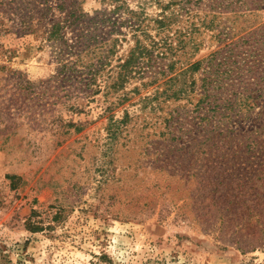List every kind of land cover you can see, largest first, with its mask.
<instances>
[{"label":"rangeland","instance_id":"1","mask_svg":"<svg viewBox=\"0 0 264 264\" xmlns=\"http://www.w3.org/2000/svg\"><path fill=\"white\" fill-rule=\"evenodd\" d=\"M43 1L0 0V264H264V0H121L192 42L120 87L131 23L73 48L115 2Z\"/></svg>","mask_w":264,"mask_h":264},{"label":"trees","instance_id":"2","mask_svg":"<svg viewBox=\"0 0 264 264\" xmlns=\"http://www.w3.org/2000/svg\"><path fill=\"white\" fill-rule=\"evenodd\" d=\"M111 1H114L116 4L114 9L111 11V14H106V12H103L102 15L96 14L95 16L89 18L87 25L83 24L84 27L78 32V34L75 35L76 41L73 48L75 49L74 53L79 55L87 51V54L92 52L99 54V57L104 55V57L107 58L108 55L106 56L105 53L110 52L111 49H109L108 51L103 50L99 52H96V50H102L103 47L109 45L107 39L113 40V43L111 44L113 50L115 47L114 44L118 41V38H112L111 36L113 35V33H121L119 28L125 25L126 23H131L130 27L133 32L134 46L128 52V57L126 58V60L122 64H119L120 74L118 75L117 82L115 83L119 87L128 82V79L133 75V73H135L138 69L141 68L140 65H143V67H149L150 65L152 66V63L157 64V58L159 56L165 58L170 53L172 55L173 52V55H175L179 48H185L187 45H189V43L192 42L191 37L184 39L181 38L178 42H173L172 38H170L167 31L169 30L170 26L176 22V14H171L170 16L167 15L165 11H162L161 15H159L158 18L152 20L153 24L150 26V20L144 17V14L141 11L129 10V8L125 6L126 4L124 2L121 3V0ZM43 2L47 1L44 0ZM163 10L165 9L163 8ZM122 11L131 14V18L133 21L131 19L126 20L125 18H123L125 19L124 21L121 20L123 17ZM72 14H74V16H77L74 12L71 13V15ZM80 18H82V16ZM146 19L148 20L147 22ZM210 23L211 22L207 23L206 21H202L201 25L206 29H212ZM104 25L110 27L108 32H103ZM192 26H195V24H193ZM61 29L62 28L60 22L56 21L52 25L51 30H49V35H54V37H61ZM152 29L155 31L154 35L150 34V30ZM179 34L181 35L182 32H179ZM174 61L175 60H171L170 62L173 63ZM173 65L174 64L168 66L169 71L174 70ZM208 65H210L209 68H206L207 70L204 69V72H206L207 74L203 78L204 91L206 92H210L215 88L219 89V83L222 82V79H220L219 75V65H215L213 62H208ZM200 68L201 62L197 61L193 64H190L188 70H184L180 72V74H184L189 70L196 72L200 70ZM223 73L227 74V78H229V70L226 69L223 71ZM173 79L175 78H170V80ZM173 93L176 94L177 90H175ZM256 99L257 98L255 97L252 98L250 100V104L252 103L251 101H256ZM204 102L205 99H200L198 103H201L202 105ZM252 168H250V171H253ZM247 182L252 181L248 180ZM235 203L236 202L234 200H231L227 203V205L228 207H230V209H232L231 205H234ZM247 204L248 203H245L244 205ZM247 208V214L249 219L251 220L252 218H254L257 222L258 228H260L259 231L262 232L264 221L262 220V218H259V212L251 210L249 207ZM236 228L240 230L241 224H239ZM30 229L31 231L38 230V228L35 227L33 224L32 226H30Z\"/></svg>","mask_w":264,"mask_h":264}]
</instances>
